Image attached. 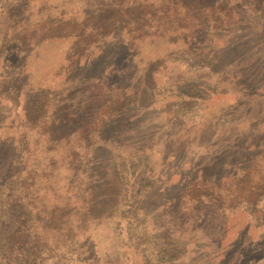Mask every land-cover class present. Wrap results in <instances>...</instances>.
I'll return each instance as SVG.
<instances>
[{
  "label": "rangeland",
  "instance_id": "rangeland-1",
  "mask_svg": "<svg viewBox=\"0 0 264 264\" xmlns=\"http://www.w3.org/2000/svg\"><path fill=\"white\" fill-rule=\"evenodd\" d=\"M0 264H264V0H0Z\"/></svg>",
  "mask_w": 264,
  "mask_h": 264
},
{
  "label": "trees",
  "instance_id": "trees-1",
  "mask_svg": "<svg viewBox=\"0 0 264 264\" xmlns=\"http://www.w3.org/2000/svg\"><path fill=\"white\" fill-rule=\"evenodd\" d=\"M217 17V21L219 22V21H222L223 20V18H225V17H222V14H221V11H219L218 9H214L213 11H212V9H208V12H205L203 15H202V19H203V21H204V23L206 24V25H210V24H213V17ZM197 28H198V26H197ZM31 91H32V95L30 96L32 99L33 98H35L37 95H41L42 94V90H41V88H33V87H31ZM40 110V108H37L36 109V111H39ZM199 173L200 172H198L197 174H196V176H195V178L197 177V175H199ZM200 174H202V172L200 173ZM201 176V175H200ZM200 177H198L197 179H199ZM201 179V178H200ZM213 189H215V193L216 194H219V193H222V191H221V187H216V186H213L212 187V189L211 190H213Z\"/></svg>",
  "mask_w": 264,
  "mask_h": 264
}]
</instances>
